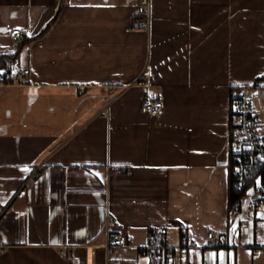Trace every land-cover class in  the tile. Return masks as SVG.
Returning <instances> with one entry per match:
<instances>
[{
    "label": "crops",
    "instance_id": "1",
    "mask_svg": "<svg viewBox=\"0 0 264 264\" xmlns=\"http://www.w3.org/2000/svg\"><path fill=\"white\" fill-rule=\"evenodd\" d=\"M140 1L0 0V264H154L160 228L193 237L174 264H264L261 196L228 208L232 87L264 124V0H150L149 30ZM108 219L133 238L110 255Z\"/></svg>",
    "mask_w": 264,
    "mask_h": 264
},
{
    "label": "built area",
    "instance_id": "2",
    "mask_svg": "<svg viewBox=\"0 0 264 264\" xmlns=\"http://www.w3.org/2000/svg\"><path fill=\"white\" fill-rule=\"evenodd\" d=\"M140 17L135 21L136 29L149 30L151 22L150 0H141ZM10 37L16 41L22 36L20 29H12ZM28 74V69H21L14 74L13 81L22 82ZM253 85L234 86L230 90V150L233 156L234 169L233 174L237 178V187L245 181L246 177L257 168H264V124L257 115V110L251 101L250 93ZM162 108L161 100L146 99L141 104V112L156 115ZM43 170V166L38 167L31 174V177H37V174ZM110 172L121 173L122 170L110 167ZM250 190V189H248ZM247 190V191H248ZM252 192L261 196L257 213L264 211V181L261 174L257 176ZM8 210V207L0 206V217ZM106 228L110 237L106 244L108 255L115 248L132 244V236H124L120 231L118 223L112 219L106 222ZM208 247L216 248L224 244V241L218 238L214 232L209 231L206 234ZM149 241L139 254L154 260L158 264H174L178 259H186L194 245V240L190 232L183 231L181 242L176 246H170L167 241L166 228H160L152 231Z\"/></svg>",
    "mask_w": 264,
    "mask_h": 264
},
{
    "label": "trees",
    "instance_id": "3",
    "mask_svg": "<svg viewBox=\"0 0 264 264\" xmlns=\"http://www.w3.org/2000/svg\"><path fill=\"white\" fill-rule=\"evenodd\" d=\"M9 56H1L0 57V63L2 65H0V69H2V67L5 69L6 65H8V62L6 61V58H8ZM8 59H14L13 57H9ZM9 69H7V71L5 73L8 72ZM4 73V74H5ZM5 76H7V74H5ZM233 169H234V161H233V156L230 150V157H229V162H228V170H229V180H228V208H229V212H233L236 209L239 208L240 203L242 201V199L244 198L246 191L248 189H251L252 186L255 183V180L257 178L258 175L261 174V177L264 181V168H257L255 170H253L245 179V181L243 182V184L240 186V188L237 187V178L234 176L233 174ZM154 264H158L157 262H154Z\"/></svg>",
    "mask_w": 264,
    "mask_h": 264
},
{
    "label": "rangeland",
    "instance_id": "4",
    "mask_svg": "<svg viewBox=\"0 0 264 264\" xmlns=\"http://www.w3.org/2000/svg\"><path fill=\"white\" fill-rule=\"evenodd\" d=\"M258 99H259V98H258ZM263 110H264L263 107H261V110H260L261 114H263Z\"/></svg>",
    "mask_w": 264,
    "mask_h": 264
}]
</instances>
